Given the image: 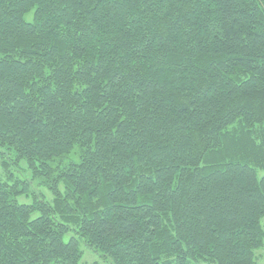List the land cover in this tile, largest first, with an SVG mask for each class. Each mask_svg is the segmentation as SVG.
I'll list each match as a JSON object with an SVG mask.
<instances>
[{
	"label": "trees",
	"instance_id": "1",
	"mask_svg": "<svg viewBox=\"0 0 264 264\" xmlns=\"http://www.w3.org/2000/svg\"><path fill=\"white\" fill-rule=\"evenodd\" d=\"M0 158V264H256L264 0H0Z\"/></svg>",
	"mask_w": 264,
	"mask_h": 264
},
{
	"label": "rangeland",
	"instance_id": "2",
	"mask_svg": "<svg viewBox=\"0 0 264 264\" xmlns=\"http://www.w3.org/2000/svg\"><path fill=\"white\" fill-rule=\"evenodd\" d=\"M32 13H26L24 15L25 19L27 21L32 20ZM12 155L7 153L5 157H7V160L9 157ZM4 157V156H3ZM4 157V158H5ZM0 163H1V158H0ZM10 170L14 174V177L17 179H22V180H28L30 181L29 184V192L26 194L20 195L18 198L19 202H26V203H31L33 200V196H36L38 198L45 199L46 201H51V193L48 187H46L45 183L43 182L42 179H31L30 172L27 169V166L23 161L19 162V167L16 168L15 165H9ZM0 176H4V171L3 168L0 164ZM60 188L63 190L64 186L62 184L59 185ZM261 222H264V215L261 217ZM70 237H75L77 242L79 243V248L82 250V258L80 260L79 264H111L109 259H106L104 256L102 257V254L99 252H95L92 249H89L81 240L80 238L78 239L77 235L74 234V231L70 230L68 234L65 235L64 240H68ZM262 247L257 249L255 251V262L256 264H264V241L263 244L261 245Z\"/></svg>",
	"mask_w": 264,
	"mask_h": 264
}]
</instances>
